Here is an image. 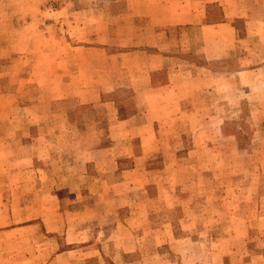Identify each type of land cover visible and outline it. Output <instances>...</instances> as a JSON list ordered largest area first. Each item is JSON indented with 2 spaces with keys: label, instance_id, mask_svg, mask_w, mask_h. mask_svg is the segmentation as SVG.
<instances>
[{
  "label": "rangeland",
  "instance_id": "rangeland-1",
  "mask_svg": "<svg viewBox=\"0 0 264 264\" xmlns=\"http://www.w3.org/2000/svg\"><path fill=\"white\" fill-rule=\"evenodd\" d=\"M176 4L0 0V264H264V0Z\"/></svg>",
  "mask_w": 264,
  "mask_h": 264
},
{
  "label": "crops",
  "instance_id": "crops-1",
  "mask_svg": "<svg viewBox=\"0 0 264 264\" xmlns=\"http://www.w3.org/2000/svg\"><path fill=\"white\" fill-rule=\"evenodd\" d=\"M142 2L143 0H139ZM147 1V0H145ZM163 2V0H161ZM166 1H172V3L176 2V6L172 9L173 14L168 15L164 17L162 15L161 20L164 22L169 23V20H173L174 18V25L176 29H180L181 26H188V29L190 32H194L195 26L194 24L196 23V18L199 20L197 23L202 24L201 26V32H202V37H203V43L207 44L208 46H211L209 41L206 42V30L208 32H212L213 36H215V28H227L229 26V17L230 16H237V13H231L228 12L230 10L237 11L239 7H241V3L243 0H166ZM201 8V9H200ZM218 10V11H217ZM218 12V13H217ZM215 16H218L217 19H214ZM172 26V25H171ZM210 33L207 34L208 38L210 37ZM224 34L219 37H223ZM206 48V47H205ZM214 58H220V57H214ZM203 69L205 70V66H202ZM167 93V92H166ZM156 112V111H155ZM138 115L140 113H137ZM148 124L144 122L142 124V127L147 126ZM141 127V128H142ZM140 137L143 138L142 132L140 133ZM154 142V141H153ZM141 145H145L147 141H140ZM193 151V150H190ZM133 158V161L136 159L135 155H126V158ZM92 161L87 163V169L85 170V174L88 176L89 175V167L92 165ZM116 169L119 171L121 176H124V174H128L131 172L133 169H135V164L132 166H123L122 162V157L120 156L116 162ZM94 172V171H93ZM90 173L93 175L94 173ZM97 177V176H95ZM160 188V192H161ZM157 196L159 198V189L156 191ZM86 193V191H84ZM180 194H178V198ZM160 199V198H159ZM131 236L126 235V240L131 241ZM137 248V246L135 247ZM133 250V249H132ZM101 256L103 257H108L105 253L102 251L100 252Z\"/></svg>",
  "mask_w": 264,
  "mask_h": 264
}]
</instances>
